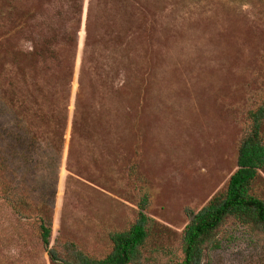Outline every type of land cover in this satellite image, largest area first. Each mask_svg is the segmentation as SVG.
Returning <instances> with one entry per match:
<instances>
[{
    "label": "rangeland",
    "instance_id": "rangeland-1",
    "mask_svg": "<svg viewBox=\"0 0 264 264\" xmlns=\"http://www.w3.org/2000/svg\"><path fill=\"white\" fill-rule=\"evenodd\" d=\"M36 2L31 26L13 30L6 59L0 53V264H51L33 230L41 213L51 219V241L102 258L109 233L134 222L145 195L155 220L146 253L179 254L187 211L224 189L248 111L264 98V0H0V35ZM87 17L95 24L77 112ZM76 27L69 90L51 70L36 76L21 67L19 51L53 28ZM61 59L50 61L52 70ZM253 192L264 199V171ZM8 199L34 206L32 219L21 220ZM204 264H264V244L231 227Z\"/></svg>",
    "mask_w": 264,
    "mask_h": 264
},
{
    "label": "trees",
    "instance_id": "trees-1",
    "mask_svg": "<svg viewBox=\"0 0 264 264\" xmlns=\"http://www.w3.org/2000/svg\"><path fill=\"white\" fill-rule=\"evenodd\" d=\"M90 2V1H88ZM40 4L35 3L32 9H22L18 13V17L10 31H3L0 35V53L6 59L7 51L12 48L13 44H9V40L13 36V30H17L22 26H31V18L37 16L36 12ZM90 4L88 9L90 8ZM125 5L122 4V7ZM111 9V8H110ZM115 17L123 19V16ZM130 27L141 28L140 23L135 25L130 23ZM29 20V23L27 22ZM120 22V21H119ZM126 22V20H125ZM27 24V25H26ZM95 21L87 17L84 25V33L82 36L83 50L81 53V68L78 76L77 92V108L81 106L82 98L85 94L84 88V56L88 57L86 47L91 45V25L94 26ZM108 24V23H107ZM117 22L108 25H115ZM132 24V25H131ZM111 35L114 44H118L114 32H107ZM79 27L76 29H56L53 28L50 38H44L34 41L31 51H19L16 59L21 67L22 62L29 64L36 73L51 74L52 77H61L66 84L67 90L74 76V61L76 58V50L79 42ZM105 37V38H106ZM66 41V45L62 42ZM59 47V48H58ZM64 52V54H63ZM61 59L60 68L52 70L51 62ZM4 61L1 67L4 68ZM40 61L45 63L42 68ZM51 61V62H50ZM59 62L60 60H56ZM54 74V75H52ZM49 79V77L47 78ZM51 79V78H50ZM92 85V89H94ZM5 102V103H4ZM9 108L10 105L4 100ZM5 105V106H6ZM14 112V111H13ZM14 116L19 125L26 129L27 137L37 140V135L31 131L26 125L24 119L14 112ZM249 120L248 132L245 134L238 147L237 167L229 176L223 190L217 191L210 199L197 211H187L189 220L182 232L180 253L172 249H156L149 253L145 251V245L155 226V220L146 212L148 206L147 195L143 196L139 202V210L134 222L124 230H116L109 233L111 242V250L102 258H97L83 249L75 242L69 240H61L56 238L51 241L52 225L51 219L44 214L36 217V227H33L38 241L41 243L51 264H204V258L207 251L220 244L223 237L231 227L240 228L247 235L264 244V199L257 196L253 192V184L264 171V137L262 127L264 124V98L261 104L248 111ZM78 122L73 121V128ZM37 138V139H36ZM73 138V137H72ZM73 140V139H72ZM13 210L19 214L20 219L29 220L34 216L35 207L8 199Z\"/></svg>",
    "mask_w": 264,
    "mask_h": 264
}]
</instances>
